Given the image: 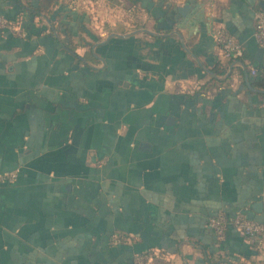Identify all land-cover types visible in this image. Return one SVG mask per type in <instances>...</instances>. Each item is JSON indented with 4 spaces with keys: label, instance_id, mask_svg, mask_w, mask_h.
I'll use <instances>...</instances> for the list:
<instances>
[{
    "label": "crops",
    "instance_id": "0c3cea01",
    "mask_svg": "<svg viewBox=\"0 0 264 264\" xmlns=\"http://www.w3.org/2000/svg\"><path fill=\"white\" fill-rule=\"evenodd\" d=\"M40 1L32 16L0 0L21 32L0 29V172L18 173L0 185V264H264L208 226L218 210L264 220V93L249 84L264 0H141L140 25L119 0Z\"/></svg>",
    "mask_w": 264,
    "mask_h": 264
},
{
    "label": "built area",
    "instance_id": "2783aa9c",
    "mask_svg": "<svg viewBox=\"0 0 264 264\" xmlns=\"http://www.w3.org/2000/svg\"><path fill=\"white\" fill-rule=\"evenodd\" d=\"M0 29H9L12 33L20 35V29H16L7 19L0 16ZM253 36L256 43L264 48V10H256L254 13ZM213 38L221 51L234 59L243 56V48L240 43L222 26L213 32ZM254 73V70H251ZM18 173L13 171L0 172V185L11 184L16 181ZM247 208L237 210L233 215H228L223 210H218L208 221L209 228L219 240H223L228 229H234L251 246L264 249V220L257 222L248 218ZM118 238L114 236L110 241L115 245ZM152 252L135 254L132 264H151Z\"/></svg>",
    "mask_w": 264,
    "mask_h": 264
},
{
    "label": "trees",
    "instance_id": "16d2710c",
    "mask_svg": "<svg viewBox=\"0 0 264 264\" xmlns=\"http://www.w3.org/2000/svg\"><path fill=\"white\" fill-rule=\"evenodd\" d=\"M15 1L21 7V9H22L23 12L28 10V13L31 14L32 16H37L38 14L40 15V13H43V12H47L48 11V8L46 6H44L41 3L40 0H36V4L27 3V5H28L27 7L25 6V4H23L21 2V0H15ZM109 1H112V0H109ZM125 1H127V2H129L130 4L133 5V4L138 3L141 0H125ZM161 2L164 3V5H165L166 0H161ZM169 9H172L175 12L177 11L176 8H170V6H164V10H169ZM49 12H50V10H49ZM2 16L5 19H7L9 22H11L10 20H12L14 18V17H7L5 15H2ZM56 16H57V13H56ZM50 21L52 22V19H50ZM216 72H217V70H216ZM249 84L251 85L250 87L257 88V89H260V90H264V73L257 72L256 70H254V73L249 78Z\"/></svg>",
    "mask_w": 264,
    "mask_h": 264
},
{
    "label": "rangeland",
    "instance_id": "374dc122",
    "mask_svg": "<svg viewBox=\"0 0 264 264\" xmlns=\"http://www.w3.org/2000/svg\"><path fill=\"white\" fill-rule=\"evenodd\" d=\"M63 1V0H62ZM119 2H123V3H125V4H121V3H117L116 5H117V10L119 11H121V12H126L127 14H131V18H129L130 20H132V19H134V20H132L131 22L133 23V22H135L134 24H137V25H140V19H137V17H136V11H135V9L133 10V9H131V7H130V5L132 6V4H130L129 2H127V1H125V0H119ZM129 16V15H128ZM130 17V16H129ZM127 19V18H126ZM137 20H139V21H137Z\"/></svg>",
    "mask_w": 264,
    "mask_h": 264
},
{
    "label": "water",
    "instance_id": "95a60500",
    "mask_svg": "<svg viewBox=\"0 0 264 264\" xmlns=\"http://www.w3.org/2000/svg\"><path fill=\"white\" fill-rule=\"evenodd\" d=\"M186 9H187V5L182 6V7H178V12H179L180 14H184L185 11H186ZM256 91L264 93V90L256 89ZM247 215H248V218H249V219H252V214H251V213H248Z\"/></svg>",
    "mask_w": 264,
    "mask_h": 264
}]
</instances>
